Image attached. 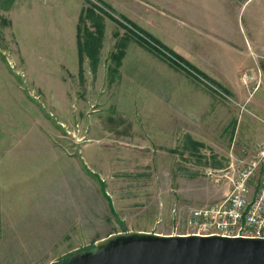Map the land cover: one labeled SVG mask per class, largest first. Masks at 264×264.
<instances>
[{"label":"rangeland","instance_id":"374dc122","mask_svg":"<svg viewBox=\"0 0 264 264\" xmlns=\"http://www.w3.org/2000/svg\"><path fill=\"white\" fill-rule=\"evenodd\" d=\"M103 1L196 70L100 14L99 60L80 74L87 0H0V264L58 263L119 232L168 235L230 192L205 170L232 173L263 147L264 0Z\"/></svg>","mask_w":264,"mask_h":264},{"label":"water","instance_id":"95a60500","mask_svg":"<svg viewBox=\"0 0 264 264\" xmlns=\"http://www.w3.org/2000/svg\"><path fill=\"white\" fill-rule=\"evenodd\" d=\"M51 264H264V239L119 232Z\"/></svg>","mask_w":264,"mask_h":264},{"label":"built area","instance_id":"2783aa9c","mask_svg":"<svg viewBox=\"0 0 264 264\" xmlns=\"http://www.w3.org/2000/svg\"><path fill=\"white\" fill-rule=\"evenodd\" d=\"M205 175L228 180L230 192L219 202L192 209L168 235L264 239V144L242 168L221 176L207 169Z\"/></svg>","mask_w":264,"mask_h":264},{"label":"trees","instance_id":"16d2710c","mask_svg":"<svg viewBox=\"0 0 264 264\" xmlns=\"http://www.w3.org/2000/svg\"><path fill=\"white\" fill-rule=\"evenodd\" d=\"M6 2H13V0H5ZM87 2L90 4L91 7H85L82 9L80 17H79V23L77 25V48H78V56H79V73L82 74L84 71V62L85 59L88 58L90 61L93 62V66H96L95 64L99 60V51L102 48L103 43V36H104V27L103 25L99 24L102 17L100 14H106L109 15V11L112 9L105 1L98 0L99 4L102 7H99L95 5L92 0H87ZM100 12V13H99ZM113 21L120 24L121 26H126L124 24L127 23L128 25H131L132 27H135L139 31L143 32L144 35L151 40L149 42L148 40H145L144 38H141L138 35V41L140 45H144V47L148 46L154 51H158L160 53H164V50L166 53L171 54L174 58L177 57L179 62L177 64L180 65V63H183L187 66H189L193 71L196 70L194 66H192L187 60H185L180 55L176 54L173 50H171L169 47H167L164 43H162L160 40H158L156 37L149 34L147 31L141 29L140 27L136 26L135 23L129 21L128 19H123L124 22L120 21L116 17L110 16ZM95 20V30L92 29V26H88V20ZM129 29V28H128ZM132 35H136V33L131 29H129ZM140 37V38H139ZM128 39V38H127ZM126 38L122 39L119 43L116 44L118 50L116 53H113L111 58L115 62V67L112 70L114 75H119L120 67L122 65L123 58L126 55V49L128 46V40ZM182 65V64H181ZM203 76H205L203 74ZM206 77V76H205ZM94 246L86 249H82L80 251L90 250ZM69 257V256H68ZM67 257V258H68ZM65 258V259H67ZM64 259V260H65ZM63 261V260H62ZM60 261V262H62Z\"/></svg>","mask_w":264,"mask_h":264},{"label":"crops","instance_id":"0c3cea01","mask_svg":"<svg viewBox=\"0 0 264 264\" xmlns=\"http://www.w3.org/2000/svg\"><path fill=\"white\" fill-rule=\"evenodd\" d=\"M177 1V3H175V4H173V6H174V9H180L181 8V0H176ZM184 5V4H183ZM184 9H185V12L188 10V8H187V6H185V7H183ZM51 10V9H50ZM65 10V9H64ZM67 10V9H66ZM82 11V10H81ZM192 11V10H191ZM51 12H55V11H51ZM62 12L63 11H58V16H59V19H61V17L60 16H62L61 14H62ZM55 13H57V12H55ZM81 14V13H80ZM53 15V14H52ZM79 17H80V15H79ZM77 35V34H76ZM180 35L182 36V37H184V36H186V34L184 33V32H182L181 31V33H180ZM186 37H189L188 35L186 36ZM189 39V38H188ZM58 41L54 44V48L56 49V50H59V51H62L63 49H65V47L64 48H62V42H60L59 41V39H57ZM76 43H77V41H76ZM167 46V45H166ZM168 47V46H167ZM78 49V48H77ZM171 49V48H170ZM172 50V49H171ZM175 52V51H174ZM129 55V53H128V51H126V55H125V57L123 58V60L125 61V59H126V56H128ZM180 55V54H179ZM183 55H185V54H183ZM185 56H187V55H185ZM79 57V56H78ZM138 57H139V63H141V62H143V58L140 56V55H138ZM181 57H183V56H181ZM184 58V57H183ZM185 60H187L186 58H184ZM78 61H79V59H78ZM188 61V60H187ZM122 63H123V61H122ZM190 63V62H189ZM190 64H192V63H190ZM52 66L54 65V64H51ZM121 67H122V65H121ZM121 67H120V69H121ZM120 69H119V71H120ZM158 71V70H157ZM121 72V71H120ZM119 75H120V73H119ZM153 74H152V72H151V69H147V77H146V79H147V82H151V80L153 79V77L154 76H152ZM156 78H158V77H156ZM144 90H143V92H151V90H150V87L149 86H146V87H142ZM146 95H148V94H146Z\"/></svg>","mask_w":264,"mask_h":264}]
</instances>
